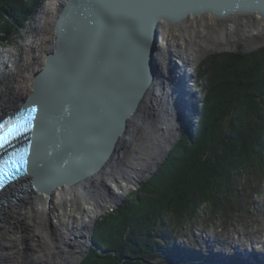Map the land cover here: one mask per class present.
I'll return each mask as SVG.
<instances>
[{
    "label": "water",
    "instance_id": "95a60500",
    "mask_svg": "<svg viewBox=\"0 0 264 264\" xmlns=\"http://www.w3.org/2000/svg\"><path fill=\"white\" fill-rule=\"evenodd\" d=\"M245 13L264 20V0H61L52 42L31 73L29 91L2 108L0 119L21 124L16 141L24 142L25 158L20 173L0 190V208L28 189L47 194L100 173L133 116L145 114L147 99L157 102L159 120L177 118L189 90V64L174 58L177 43L167 44L165 60L159 58L160 23ZM143 118L139 124L149 133Z\"/></svg>",
    "mask_w": 264,
    "mask_h": 264
},
{
    "label": "trees",
    "instance_id": "16d2710c",
    "mask_svg": "<svg viewBox=\"0 0 264 264\" xmlns=\"http://www.w3.org/2000/svg\"><path fill=\"white\" fill-rule=\"evenodd\" d=\"M46 0H0V49L13 42ZM196 133L190 123L158 172L138 193L97 220L80 264H172L209 261L205 245L179 248L164 229L208 206L225 218L244 210L264 183V47L208 57ZM194 135V136H193ZM243 174L246 184L237 189ZM249 194V195H248ZM249 196V197H248ZM104 248L103 253L99 250ZM260 264V263H258Z\"/></svg>",
    "mask_w": 264,
    "mask_h": 264
},
{
    "label": "bare ground",
    "instance_id": "6f19581e",
    "mask_svg": "<svg viewBox=\"0 0 264 264\" xmlns=\"http://www.w3.org/2000/svg\"><path fill=\"white\" fill-rule=\"evenodd\" d=\"M60 2L61 0L49 1L41 12L40 18L44 22L49 20V26L42 25V21L40 25H42L43 37L38 40V45L31 44L29 46V50L31 51L34 48L37 54L35 56L31 55L28 50L22 58V63L26 67H33L31 70L38 68L42 64L43 56L50 47L52 42L51 23ZM223 23L225 27L220 25ZM185 24L191 25L192 28H183ZM159 28V45L160 50H162L159 58H162L163 61L165 60L164 51L167 49V44L173 45L177 43V49L175 48V50L178 55L174 56V58L180 64H182V60H186L189 64L187 68L189 82L185 88L186 91L189 90L183 93L185 100L179 105L181 113L175 114L173 112L177 118H174L172 114L171 118V115L168 114L166 121H163L165 120L164 118L159 120L154 115L157 102L154 103V101L151 102V100L147 99L145 114L141 110L143 113L140 111L133 116L130 120L131 130L121 134L113 156L104 164L100 173L82 184L71 187L58 186L47 194L28 189L22 193L20 198L12 199L5 203L0 208V258L2 257L4 263L9 264L11 259L15 260L19 259V257L22 259L26 258V260L29 258L27 262L32 261L33 258L26 254L27 244L31 247L30 243L36 241L38 236L43 239L46 236L52 238L50 235L51 228L57 237L63 236L61 237V241H64L63 245H69L68 240L70 237L73 241L80 238L83 239L84 243L87 242V236L79 228L83 226L84 229L88 227L89 230L93 221L100 214L114 204V201L116 202L123 196L125 197V194L131 191L132 188L130 189L129 186L138 183L140 175L138 168L143 167L151 158L156 160L158 156V159H160L161 154L159 153L161 151L166 154L175 135V123L177 128L180 116L187 115L186 113L191 110L193 104L198 105V102H200L197 96L198 92H193L191 85H193L195 77V68L201 58L210 51L230 49L235 39V32L241 34V36H246V38H252L260 34L263 36L262 39H264V20L258 15L251 13L230 15L221 19L214 18L209 14L197 18L190 16L178 26L160 23ZM195 29H200L198 33L201 36H208V38H200L203 46L199 45L200 42L192 43L188 41L190 39L185 40L186 38L194 37ZM18 60L19 58H15L14 61H8L5 57L2 62L5 67L0 69V78L7 80L10 90L0 89V115L3 113L2 108H9L14 101L17 102L18 98L20 99L21 96L26 94L31 87L32 74L28 72L26 74L25 70L17 72L15 69V61ZM148 96H151V93H148ZM144 116L149 120L147 125L149 133H146V128L139 124L144 119ZM171 121L172 123H170ZM136 125L139 126L138 131L135 129ZM159 125L163 131L159 129ZM160 131L161 133H159ZM155 137L158 140H155ZM153 139L155 140L154 142ZM150 163L152 162L149 161L148 165ZM145 171L146 169H144ZM113 182L115 183L114 185ZM75 231L82 234L78 237L73 234ZM80 248L73 244L72 252L69 251V255H71L69 260L72 258V261H75L72 264L78 263L77 255L82 251V248ZM41 250L40 253L42 252ZM26 260H23L20 264H23Z\"/></svg>",
    "mask_w": 264,
    "mask_h": 264
},
{
    "label": "rangeland",
    "instance_id": "374dc122",
    "mask_svg": "<svg viewBox=\"0 0 264 264\" xmlns=\"http://www.w3.org/2000/svg\"><path fill=\"white\" fill-rule=\"evenodd\" d=\"M49 1L52 0H46L43 4L42 8L37 12V14L34 16L33 20L26 24V28L19 32L18 36L13 39L12 43H9L5 46H3L0 49V69L5 67V64H2V62L5 60L8 61H14L15 58H19L18 61H15V69L17 72L26 71L28 73H32L34 70H31L33 67L31 66L26 67L22 63V58L26 54V52L29 50V46L31 44H37L38 40L41 39L44 35L41 26H49L50 21L44 22L40 16L41 12L43 11V8L46 3H49ZM43 21L42 25L41 22ZM52 24V23H51ZM222 27H225V24H220ZM183 28L188 29L192 28L191 25L185 24L183 25ZM201 29V28H200ZM200 29H195L196 32L194 34V37L186 38L185 40L191 41L192 43L195 41L200 42L201 37L208 38L207 35H200ZM219 33V31H217ZM197 34V35H196ZM234 42L231 44L230 49H224V50H214L207 52L204 57L201 58L199 63L197 64L195 68V86L194 91L195 93L198 92V97L200 99V102H198V105L193 104L191 110L188 112L187 115L188 118L185 116L183 118V115L180 116V119L177 124L175 123V135L173 138V141L171 143L170 149L165 153H162V151L159 153L161 154V158L158 159V156L155 160V158H151L149 161L150 163L148 165V162L145 163V165L141 168H138L140 170V175L138 178L139 186L135 187V185L131 184L129 187L131 189L130 192L125 194V197L123 200L119 203V206L126 200L130 199L134 193H138L141 189L143 183L147 182L148 179H150L154 174H156L159 170V168L162 166V163L164 160H166L167 156L169 155V152L177 145L178 142H180L181 139V131L185 127L187 123H189L193 118H195L194 123L191 124V132L194 134L197 131L199 117L201 115L202 107H203V88L206 83V78H198V72L199 70H202L204 68L203 63L207 61L208 57L212 55H218L222 53H234V52H242V53H250L253 51H257L264 47V39L263 36L259 34V36H254L252 38H246V36H241V34L236 33L234 34ZM260 39H262L260 41ZM38 45V44H37ZM200 46H203L202 43H199ZM29 53L31 55H36L37 51L36 49L29 50ZM9 85H7V80L5 78H0V89L9 91ZM194 94V93H193ZM194 101V100H193ZM196 115V116H195ZM195 116V117H194ZM186 118V119H185ZM194 136V135H193ZM168 147V148H169ZM158 159V160H157ZM148 165V167H147ZM144 169L146 171L144 172ZM132 174V173H131ZM247 175L243 174L242 179L240 180V184L237 185V189L241 191L242 186L246 184ZM136 183V184H138ZM115 183L113 182V185ZM249 195V194H248ZM249 197V196H248ZM247 200L243 207L244 210L240 213H237L235 215L229 216L228 218H225L223 214L220 212H217L215 214L212 213L210 208L208 206L202 207L197 215L195 216L194 220H184L181 224L177 225V222L173 216L170 214L166 216L164 219V229L169 234L172 235L174 240L176 241V247L183 246V247H189L195 250V248H199L200 245H205V253L206 255H209V257H212L213 259L216 257V260L213 261L214 264H218L219 260H223L224 257L226 258H232L235 256L237 251H242L246 255L250 254L253 255L257 252V254L261 255L263 257L264 255V183L260 187V191L257 195H253L252 198ZM118 206V207H119ZM117 207V208H118ZM115 208V209H117ZM113 209V210H115ZM112 210V211H113ZM112 211L106 210L104 213L100 214L92 223L90 229H84L83 226L79 228V230L82 233H85V236H87V242L84 243L83 239H73L68 240L69 245H63L64 241H61L60 238L57 237V235L53 232V229H50V235L52 238L46 236L44 239L40 236L36 238V241H33L31 244V247L27 244V255L29 257H32V261L27 262V259L20 258L19 259H11V262L9 264H20L24 261L23 264H72L75 261L69 260V251L72 252L73 244H75L78 247H81L82 250L79 255H77L78 263L80 264L82 259L86 256L90 242H91V236L93 233V227L97 220L102 219L105 215L111 213ZM88 231V232H87ZM82 233H76V231L73 234H76V236L79 237ZM84 243V245H83ZM83 245V246H82ZM70 246V247H69ZM216 248V250H212L213 248ZM29 248V249H28ZM42 249V250H41ZM103 249L104 252V248ZM40 250L42 251L40 253ZM255 251V252H253ZM79 252V251H78ZM99 251V253H103ZM214 253L216 256H213ZM221 254V258L218 256V254ZM36 257V258H35ZM0 264H8L4 263L2 260V257L0 258ZM172 264H182L178 263L176 259L172 261ZM189 264V263H185ZM190 264H210L209 262H201L196 261L192 262Z\"/></svg>",
    "mask_w": 264,
    "mask_h": 264
},
{
    "label": "snow or ice",
    "instance_id": "6c2138e0",
    "mask_svg": "<svg viewBox=\"0 0 264 264\" xmlns=\"http://www.w3.org/2000/svg\"><path fill=\"white\" fill-rule=\"evenodd\" d=\"M36 109H32V112H35ZM31 112L29 113V119H32ZM27 124V121H26ZM19 132V125L11 124H0V149L8 147L11 145L13 139H15L17 133ZM23 158L15 160L13 157L4 160L3 163H0V190H3L8 183L16 176V173L19 172L18 168L13 167L14 163H23Z\"/></svg>",
    "mask_w": 264,
    "mask_h": 264
}]
</instances>
